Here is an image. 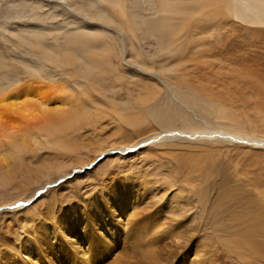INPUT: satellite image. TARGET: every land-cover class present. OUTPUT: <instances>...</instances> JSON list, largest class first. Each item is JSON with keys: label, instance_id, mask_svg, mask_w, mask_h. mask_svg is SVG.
Segmentation results:
<instances>
[{"label": "rangeland", "instance_id": "obj_1", "mask_svg": "<svg viewBox=\"0 0 264 264\" xmlns=\"http://www.w3.org/2000/svg\"><path fill=\"white\" fill-rule=\"evenodd\" d=\"M84 1L0 0V94L19 82H32L39 76L45 82L43 91L54 95L56 85L64 84V92L59 93H65V102L88 104L89 107L84 108L93 112L102 110L100 117L86 118L61 136L60 139L68 136L63 145L60 139L59 144L55 142L57 136L47 138L48 133L43 131L40 118L27 123L17 115H4L3 103L0 104L4 115V118L0 117V126L3 127H0V142L7 140L6 144H0V157H11L3 162L0 160V264H33L36 260V264H42L44 259L70 257L73 244L77 245L82 257L88 258L83 260L89 264H147L142 255H137L140 247L143 253L150 249L159 256L156 264H166L169 258L172 260L169 264H177L184 258L185 264H197L201 257L208 258L211 264L216 263V257L224 264H230L229 260L238 258L239 252L235 249L239 247L233 245L236 239L233 231L248 225L244 221L252 209L254 214L264 211V145L227 138L181 137L154 146L151 143L134 152L135 156H129L131 144L127 142L137 141L147 133L162 131L159 120L151 117L153 114L172 116L176 124L174 128L178 131L188 124L194 131L223 130L264 139V25L253 24L249 18L236 19L222 8V13L214 21L224 18L235 27L227 26L228 23L213 27L217 30L213 35L223 36L225 50L226 46H234L237 52L233 60L238 62L233 64V60L227 59L223 64L225 69L204 68L199 61L213 59L208 54L202 56L209 50L202 31L205 34L211 32L201 28L208 20L204 14L184 21L189 22L184 23L185 30L181 35L190 37L184 47H180L182 40H177V23L184 17H178L174 33L177 50L164 56L161 53L160 59L159 56L151 60L147 55L159 51L156 46H150L153 41L143 35L142 25L140 30L131 32L118 6L107 0H94L95 5L88 6ZM154 1L160 13L161 0ZM205 1L213 6L216 4V0ZM97 8L116 22L122 19V28L126 31L97 20ZM35 34L42 36L44 48L50 53L37 56L34 47L27 40L24 42L23 39ZM66 44L83 59L88 74L82 75L79 66L71 61ZM242 59H249L245 68L239 63ZM137 62L146 64L149 69L139 68ZM159 63H166L161 67L163 73L173 74L178 69L177 74L162 76L156 67L160 66ZM249 65L258 73L255 79L263 84L262 87L257 82L250 84L241 74ZM191 88L195 89L197 96ZM183 90L190 91L195 104H189L180 96H183ZM174 93L180 95L175 97ZM149 106H152L151 111ZM178 106L189 115L191 122H183L176 112ZM2 122H5L4 126ZM28 126L30 129L25 131ZM14 129L19 131L14 132ZM121 144L127 146L125 155L128 156L114 152ZM103 146L105 150L96 151ZM17 155L22 159L20 163L14 159ZM182 161L211 166L209 173L197 178L203 182L191 181L196 186L199 182L203 188L204 204L189 205L186 213L176 214L162 207L174 206L175 202L162 205L157 194L154 196L156 204L154 201L149 205L138 202L135 211H140L137 220L141 219V223L135 231L141 233L142 238L138 239L141 243L136 248L132 244L135 242L133 231L129 229L130 215L125 211L132 210L129 206L133 203L130 199L125 200L130 192L126 193L124 187L131 191V186L136 187L134 178L137 180L150 170H166V174L178 173L176 183L179 184L170 187L172 191L167 192L163 202L176 197V193L197 199L189 191L196 186L190 185V188V182L180 178ZM14 165L16 168L12 171ZM77 166L83 168L77 169ZM8 168L11 171L7 172ZM6 173H9L8 177ZM47 177L58 180L46 182L50 180ZM121 212L125 214L123 217L119 215ZM157 214H161L159 229L166 234L157 244L159 251L146 244L145 237ZM261 220L260 224H263L264 219ZM29 258H34L33 262ZM76 259L74 264H80Z\"/></svg>", "mask_w": 264, "mask_h": 264}, {"label": "bare ground", "instance_id": "obj_2", "mask_svg": "<svg viewBox=\"0 0 264 264\" xmlns=\"http://www.w3.org/2000/svg\"><path fill=\"white\" fill-rule=\"evenodd\" d=\"M107 1L112 3V5L114 4L115 6L119 7V10L123 13V16H124L123 18H125L127 20L126 23H127V27L129 29V31L133 32L135 30H140V25H142L141 28L143 30V35L147 39H150V41H153V44H151V42H149V45L151 44L150 46H152V45L156 46L157 50L160 52V53L159 52L153 53V55L152 54L147 55L151 60H152V58L156 59L159 56H160L159 57V59H160L162 57L161 55H163V56L168 55V54H171L177 50L176 40H174L175 39L174 33H175V29H176L175 20L178 17H184V19L180 20L177 23V27L179 29V32H178L179 37L177 40L178 41L182 40L181 45L179 44L180 47L186 46L189 43V38H190L189 36H187L185 34L181 35L182 30H185L184 29L185 28L184 23L187 24V22H189V21H186V22H184V21L191 19L192 17H194L197 14L199 16H202L204 14L205 16L208 17L207 18L208 20L205 22V24L201 28L204 29L205 31L206 30L211 31L209 33H206L207 35L205 34L204 31H202V34L204 35L205 41L208 44L209 50L207 53H204L202 56H207V54H208L213 59L207 60L204 58V59H201L199 62H200V64L203 65V67L207 66V67L211 68L214 66L213 69L224 68L225 65H223V64L225 63V61H227V59H228V61H229V59H231V60L235 59V55H236L235 52H237L233 45L232 46H230V45L226 46L225 45L227 47L225 50V47H223V44L225 43L223 36L220 37V34L219 35H213V33H214L213 31H217L216 28L213 29V27L218 28L219 26H225L227 23H228L227 26H231V27L234 26L235 27L234 23L228 22V20L224 19V18L219 19V21H214L217 18L216 16H219V14L222 13L221 12L222 8H225L227 15H229V16L231 15L232 17H234L236 19L246 20V18H249L250 22L253 24H263L264 25V0H216V4L214 6H213V3L211 4V2H207L205 0L204 1L203 0H161V5H160L161 11H160V13L157 12V8L159 6L158 7L156 6L154 0H107ZM84 2H85V4L87 3L88 6H90V4L95 5L94 0H88L87 2L85 0ZM223 2H225V3L222 4ZM115 6H113V7H115ZM209 6H210V8H209ZM113 7H111V8H113ZM207 9H208V12H206ZM111 10H113V9H111ZM79 11H81V10H79ZM81 12L83 13L85 11H81ZM162 13H164L165 16H160V14H162ZM85 14H86V12H85ZM97 15H98L99 19L98 18H96V19L99 21L101 20L100 22L105 23V24L111 23V24L115 25L118 29L122 28V23H121L122 19L116 22L108 14L104 13V10H101L98 8H97ZM179 25H180V27H179ZM232 29H235V28H232ZM124 31H126V29ZM206 32H208V31H206ZM14 33H15V31H14ZM136 33H137V31H136ZM128 34H130V33H128ZM75 35H76V33H75ZM141 37H143V36H141ZM141 37L139 39L140 42L143 40V39H141ZM23 40H24V42L27 40L28 43L34 47L33 50L37 56H39V55H40V57L44 56L43 54H41L43 52L50 53L47 49L44 48V42L42 41V36H40L39 34L38 35L35 34L31 38L23 39ZM57 40L59 41V39H57ZM223 40H224V43H223ZM138 43H139V41H138ZM66 46H67V49L70 50L69 56L71 58V61H74L73 63H76L79 66L78 68H80V69H78V70L82 71V75L86 74V72L88 74V71H85L86 69H88V66L85 64L83 59L79 55H77V52L75 50H72L73 49L72 47L70 48V46L67 44H66ZM222 48H224V49H222ZM141 49H143V48H141ZM54 56H56V55L54 54ZM46 57H49V56H46ZM238 58H240V60H241V57H237V59ZM231 60H230V62H231ZM247 60H249V59H247ZM247 60L240 61L239 62L240 65L243 64V67L245 68V64H246ZM83 62H84V64L81 66V63H83ZM232 62H234L233 64H235V62H238V61L233 60ZM137 64H139V68H141V69H144V70L149 69V67L144 63L137 62ZM27 65H28V63H27ZM158 65H160V66H156V67H158L160 69L159 72L162 76H164V75H167V76L168 75H174L175 76L177 74L178 69L176 71H174L173 74L163 73V70L161 67L165 66L166 63H164V64L159 63ZM230 65H232V64L230 63ZM204 68H206V67H204ZM233 68H234V66H233ZM247 68L249 70L247 69V70H245L246 72L244 71L245 73L244 72L241 73V74H244L243 77L245 79H247L250 84L253 85V83L257 82L262 87L263 84H261L259 81H257L255 79L256 75L258 73L256 74V72L254 70H252L250 65L247 66ZM75 70H77V69H75ZM185 71H187V70H185ZM179 72L181 74L184 73L183 71H180V70H179ZM77 73H79V72H77ZM259 74H260V72H259ZM30 78H31V76H30ZM34 78H35V81L30 82L29 80H27V81H24L22 83L19 82V84L11 86L7 92L0 94V104L3 103L2 106L4 107L2 109L0 107V109L4 111V115H7V116L13 115V114L17 115L18 117H20L22 120H24L27 123H30L33 120H37L40 118L41 127L44 128L43 131L46 130L48 133L47 138L51 135L55 136V137L57 136L54 140L57 144H59L60 142L58 141V139H60V137L63 136L65 133H69V130L75 124L80 123L81 121H83L86 118H91L92 116L96 117V118L100 117V115L102 114V110H100V109H97L95 112L89 110L88 108L85 109L84 107H89L88 104L82 103L80 105L81 102L78 104H76L77 102L75 104H70L67 101L65 102V98H64L65 93L64 94L59 93V92H64V89L66 88V86L64 84L56 85L57 91H55V94L52 95L48 91H43V88L45 87V82L40 80L41 77L36 76ZM43 79H44V77H43ZM77 79H79V78H77ZM251 79H254V80L251 81ZM78 82H81V81H78ZM174 83H178V82H174ZM176 87L178 88L179 86L176 85ZM255 87L257 89V86H255ZM181 88L183 89V85L181 86ZM191 91L193 92V94L195 96H197V94L195 93V89L191 88ZM189 93H190V91H184L183 90V96L180 94H177V93H174V96L177 97L178 95H180L181 97L186 99V101L189 104L193 105L196 103V100H194L189 95ZM185 96H187V97H185ZM188 97H191V98H188ZM4 102H8V104L6 105V104H4ZM4 105H6V106H4ZM10 109H11V111H10ZM1 110H0V115L3 114V111H1ZM148 110L151 111L152 106H149ZM200 110L202 112L205 111L204 108H200ZM176 112L179 113V117L183 120V122H185V123L191 122L189 115L185 114L184 113L185 111L181 107L178 106L176 108ZM4 115H2L0 117L2 118ZM151 117H154V120H159L160 126L163 128L162 131H159V132L155 131V132L150 133V134L147 133V134H144L142 136V138L137 140V141L127 142V143L131 144V148H129L131 150L130 151L131 155H129V156H135L136 154L134 155V152L140 151L143 147H145L151 143H153V146H154V145L160 144L166 140H175V139H180L181 137L199 138V139L204 138V137H206V138H214V137L215 138H227V139H231L234 141L235 140H239V141L244 140V141H248V142L251 141V142L258 144V145L259 144L262 146L264 145V139H259V138H255V137L248 136V135L247 136H240V135L229 133V132L223 131V130L194 131V130L189 128L190 126L188 124H185L186 127H184L183 130L178 131L176 128H174L176 124H174V118L172 116L167 117V116H161L159 114H153V115H151ZM5 118L7 119V117H5ZM12 119L13 120H11V119L10 120L14 121V118H12ZM25 122H23L24 125H25ZM4 123H3V126H4ZM33 123H36V121ZM18 125H19V121H18ZM37 125H39V123H37ZM30 126H32V125H30ZM36 126H34V127H36ZM0 127H2V126H0ZM6 127H7V125H6ZM41 127H40V129H42ZM10 128L12 129V127H10ZM28 128L30 129V127L28 126L27 129H25V131L28 130ZM16 130L14 129L13 131L15 132ZM20 130L24 131V129H20ZM6 131H7V129H6ZM17 131H19V130H17ZM3 133L5 135V132H3ZM16 138H18V137H15V139ZM25 138H27V137L25 136ZM66 138H62L63 140L60 139V141L63 142V145H64V143H67V142H65L67 140ZM11 139H12V136H11ZM18 139H20V138H18ZM127 140L129 141L130 138ZM5 141H7V140H4V142L3 141L2 142L5 143ZM10 141H13V140H10ZM2 142H0V144ZM24 143H25V141L23 142V144ZM11 146H13V144ZM153 146L151 148H153ZM126 147L127 146L125 144H121L120 146H118V148H119L118 151H114V152H117V153L119 152L118 154H122L123 156H128V155H125L126 152H128L127 150H125ZM105 149L106 148H104V146H103V148L100 147L96 151L98 152L100 150L102 152V150H105ZM149 149H150V147H149ZM4 155H5V153H4ZM17 157L20 159H17ZM17 157L14 156V159L18 160V162H19V160L22 161V159L19 155H17ZM10 158H11L10 155H8V156L6 155L3 157H0V160L1 161L2 160H10ZM180 166L182 169L179 172L182 175V177H180V178L183 181L186 180L187 182H190L188 184H189V186L192 185V187L196 186V184L195 185L192 184L194 182H191V181H197L198 180L200 183L203 182V180H200L197 178L205 176L207 173H209L212 170L210 168L211 166H208V163L205 165H202V164H192V163L187 162V161H182ZM77 167H79L77 169H81L80 167H82V166H77ZM174 167H173V169H174ZM14 168H16V165H14L11 170L13 171ZM176 168H177V166L175 167V169ZM8 169H7L8 170L7 172L11 171L10 168H8ZM73 169H75V168L73 167L72 170ZM26 170H28V169H26ZM157 171L154 172V170L153 171L150 170L148 173H144V175L142 174V175L138 176L137 180H135L136 178H134V183L136 184V187L134 189L131 186V191L124 187L126 193L130 192V195H127V197H125V200L128 201V199H130L132 201L131 203H133L129 206V207H131L132 210H126L125 209V211L129 212L128 214L130 215L129 216V223H130L129 229L131 231H133V237L135 238V242H132V244H133V246H136V248H137V246L140 245L141 242H139V240L142 238L141 233L138 234V232H137L138 229L140 228V223H141L140 222L141 219L137 220L140 218V217L137 218L138 217L137 215L140 213V211L139 210L135 211L136 207H138V204H139L138 202L143 201L144 204L149 205L150 201L155 202L154 196L157 194L159 197L157 199L161 200L162 205H164L165 203H170L171 201L175 202L174 206L166 205V206H162V207L164 209L167 208L170 211H172L171 213L174 212L176 214L186 213V211L188 210L187 207L189 205L195 206V203H199L200 205L204 204L203 188L200 186L199 182H198V186L193 187V188H191V186H190L191 189L190 188H189L190 190L188 189L189 191H192L193 194L196 195L197 199H195L189 195L178 196L176 193V197L171 195L172 196L171 198L167 197L168 201L163 202L162 199L165 197L167 192L172 191V189H171L172 186L175 184L176 185L179 184V183H176V182H178V179H177L178 173L176 174L175 172H173L175 175H173V173L171 175V172L166 174V170L159 171V172H157ZM10 174H11V172H10ZM5 175L6 176L9 175V173H6ZM61 177H59V178H61ZM10 179H11V177H10ZM46 179H50V180H47L46 182L52 181V180L53 181L58 180V178L57 179H51V177H47ZM2 181H4V180H2ZM181 183H183V182H181ZM195 183H197V182H195ZM188 184H187V186H188ZM152 189L157 190V192L160 191V193L158 194L157 192L153 191ZM175 190H177V189H175ZM177 191H179V190H177ZM180 193H181V191H180ZM117 194L123 195L122 192H118ZM173 194H174V190H173ZM232 195H234V194H232ZM43 196L45 198L47 195L46 196L43 195ZM229 196H231V195H229ZM234 196L237 197L236 195H234ZM234 196H232V197H234ZM236 199L238 200V198H236ZM155 204H156V202H155ZM154 207L156 208V206H154ZM132 212H134V213H132ZM119 215H122V217H123L125 214L121 212ZM149 215H151V214H149ZM160 215L161 214H157L155 216V218L153 219L154 220L153 221V227L150 229L151 230L150 232H148V230L146 228V231L149 234L147 233L145 236L147 238L146 244H148L151 248H153L157 251H159L157 249L159 247L157 244L160 242V240L163 241L162 238L164 235H166V234H164V232L161 229H159V228H161L159 225L160 224V219H159ZM133 217L136 219H133ZM261 218L264 219V211H259L257 214H254V210L252 209V211H250V213L248 215V218L245 217L244 222L247 223L248 225H246L242 228H237V231H233L234 237L236 238L233 241V245L239 247V248H235V249H239V252L234 250V249L232 250V251L238 252V258L230 259L229 260L230 264H233V263L244 264V263H246L245 260H248V262L246 264H258V262H260V261H262L261 264H264V238L262 239V237H264V226H263L264 223L260 224V222L262 221ZM96 220L98 221V223L103 224L99 219H96ZM119 221H121V220H119ZM148 223H149V221H148ZM135 229H137V231H135ZM148 229H149V227H148ZM150 235L152 237H150ZM174 235H175V233H174ZM175 238H178V235H176ZM175 243H179V242H175ZM182 243H183V241L181 242V245H183ZM175 245L177 246V244H175ZM73 247H74V250L72 252L73 254L71 253L70 257L66 256V257L60 258V259H55V258L44 259L42 261V264H56V263L74 264L77 261L76 258H78L80 264H89L90 262L84 261V260H88V258L82 257V255H80L79 248L77 249V245L73 244ZM137 250H138L137 255H140V256L142 255V257L146 260L147 264H156V262L159 259L158 258L159 256L153 250L147 249L145 253H143V250L141 247L138 248ZM168 250H166V251H168ZM180 250H182V248ZM230 250H231V248H230ZM176 251H177V249H176ZM160 252H162V251H160ZM75 254L76 255L79 254L80 256H75ZM169 254H171V252ZM140 256H138V259ZM121 257L122 256H120V258H119L120 260H121ZM185 257H186V255H185ZM243 257H247V258H243ZM199 258H200V255H199ZM148 259H150V260H148ZM184 259H181L178 263L176 262L177 261L176 260L175 263L185 264ZM29 260H30V262L31 261L33 262L34 258H29ZM40 260H41V258H40ZM120 260H118V261H120ZM160 260L162 261V259H160ZM169 260H170V258L167 259L166 264H169L170 261H172V260H170V261ZM122 261H123V258H122ZM36 262H38V261L37 260L34 261L33 264H36ZM115 262H116V260H115ZM124 262H126V261H124ZM225 262H226V260H225ZM127 263H123V264H127ZM196 263L197 264H211L209 262L208 258H203V257L198 259ZM112 264H115V263H112ZM171 264H173V263H171ZM215 264H224V263L222 262V260L219 257H216V263Z\"/></svg>", "mask_w": 264, "mask_h": 264}]
</instances>
